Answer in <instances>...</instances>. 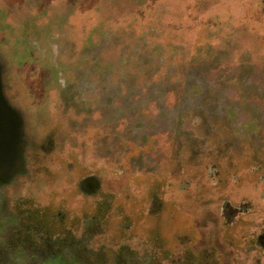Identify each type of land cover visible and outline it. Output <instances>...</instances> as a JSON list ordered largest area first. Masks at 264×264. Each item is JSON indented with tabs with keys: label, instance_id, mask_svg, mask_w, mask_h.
<instances>
[{
	"label": "rangeland",
	"instance_id": "1",
	"mask_svg": "<svg viewBox=\"0 0 264 264\" xmlns=\"http://www.w3.org/2000/svg\"><path fill=\"white\" fill-rule=\"evenodd\" d=\"M0 76L6 196L103 200L125 258L264 264V0H0Z\"/></svg>",
	"mask_w": 264,
	"mask_h": 264
},
{
	"label": "flooded vegetation",
	"instance_id": "2",
	"mask_svg": "<svg viewBox=\"0 0 264 264\" xmlns=\"http://www.w3.org/2000/svg\"><path fill=\"white\" fill-rule=\"evenodd\" d=\"M15 112L19 115L18 110ZM19 152L0 164V264H163L156 260V249L163 248L166 253L171 245L167 235L157 234L149 253L139 256L140 251L132 248L126 258L125 246L112 254L96 239L107 232L108 208L103 200L75 205L71 198L62 197L43 204L6 196V190L14 186L13 180L28 173L25 150ZM95 180L84 178L78 183L79 191L94 196L100 190ZM212 259H206L205 264H213ZM193 263L203 264L187 262Z\"/></svg>",
	"mask_w": 264,
	"mask_h": 264
},
{
	"label": "water",
	"instance_id": "3",
	"mask_svg": "<svg viewBox=\"0 0 264 264\" xmlns=\"http://www.w3.org/2000/svg\"><path fill=\"white\" fill-rule=\"evenodd\" d=\"M19 118L3 95L0 76V164L10 160L21 141Z\"/></svg>",
	"mask_w": 264,
	"mask_h": 264
}]
</instances>
